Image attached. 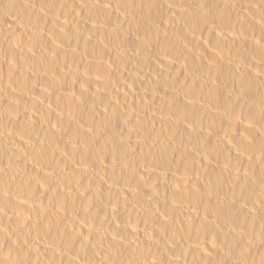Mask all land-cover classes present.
Masks as SVG:
<instances>
[{"label":"bare ground","instance_id":"bare-ground-1","mask_svg":"<svg viewBox=\"0 0 264 264\" xmlns=\"http://www.w3.org/2000/svg\"><path fill=\"white\" fill-rule=\"evenodd\" d=\"M0 264H264V0H0Z\"/></svg>","mask_w":264,"mask_h":264}]
</instances>
